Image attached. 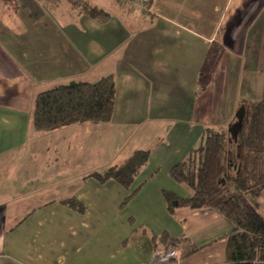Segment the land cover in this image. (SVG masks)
Segmentation results:
<instances>
[{"label": "crops", "instance_id": "0c3cea01", "mask_svg": "<svg viewBox=\"0 0 264 264\" xmlns=\"http://www.w3.org/2000/svg\"><path fill=\"white\" fill-rule=\"evenodd\" d=\"M141 2L0 0V264H150L163 233L178 239L175 264L225 263L232 223L169 211L164 192L189 197L171 167L205 128L226 131L243 101L264 99V0ZM108 74L110 121L34 130L37 93ZM138 149L150 155L128 187L93 176ZM256 201L263 214L264 189Z\"/></svg>", "mask_w": 264, "mask_h": 264}, {"label": "trees", "instance_id": "16d2710c", "mask_svg": "<svg viewBox=\"0 0 264 264\" xmlns=\"http://www.w3.org/2000/svg\"><path fill=\"white\" fill-rule=\"evenodd\" d=\"M81 8L101 22L109 17L96 6L82 4ZM114 97L112 74L95 82L72 81L54 86L35 95L32 127L44 132L77 122L110 121ZM241 105L246 116L236 140L227 131L207 127L200 145L171 167L170 176L189 186L192 194L183 199L169 192L164 195L169 211L178 206L212 208L232 223V229L225 236L224 264H264V213L260 212L256 201L264 189V99L243 101ZM149 155V149L135 150L121 164L93 176L99 182L112 179L128 187ZM64 203L78 211L83 210V205L76 199H67ZM154 241L150 264H165L169 245H174L178 239L163 233L154 237Z\"/></svg>", "mask_w": 264, "mask_h": 264}, {"label": "water", "instance_id": "95a60500", "mask_svg": "<svg viewBox=\"0 0 264 264\" xmlns=\"http://www.w3.org/2000/svg\"><path fill=\"white\" fill-rule=\"evenodd\" d=\"M245 116L246 110L242 105H240L235 112V120L227 126V132L234 140H236L237 134L241 130Z\"/></svg>", "mask_w": 264, "mask_h": 264}, {"label": "rangeland", "instance_id": "374dc122", "mask_svg": "<svg viewBox=\"0 0 264 264\" xmlns=\"http://www.w3.org/2000/svg\"><path fill=\"white\" fill-rule=\"evenodd\" d=\"M214 49L212 48V50H210V53H212V52H214L213 51ZM212 78L213 79H210V84H211V82L216 78V75L214 74H212ZM216 114H217V112H216ZM220 118L222 117V115H220V112H219V115H218ZM226 131H227V129H226ZM170 246V245H169ZM164 261H165V264H175L174 263V260L171 258V256H170V250H167V253H166V255H165V257H164Z\"/></svg>", "mask_w": 264, "mask_h": 264}, {"label": "built area", "instance_id": "2783aa9c", "mask_svg": "<svg viewBox=\"0 0 264 264\" xmlns=\"http://www.w3.org/2000/svg\"><path fill=\"white\" fill-rule=\"evenodd\" d=\"M119 1H121L122 3H134L135 2L134 0H119ZM148 5L149 4L147 2H143V3L141 2L139 4V6L142 7L143 9H145V10L148 8ZM170 256H171L172 259H174L175 254L171 253Z\"/></svg>", "mask_w": 264, "mask_h": 264}]
</instances>
